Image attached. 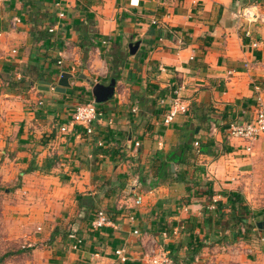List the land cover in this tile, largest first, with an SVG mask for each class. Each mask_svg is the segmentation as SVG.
Listing matches in <instances>:
<instances>
[{
    "label": "crops",
    "instance_id": "0c3cea01",
    "mask_svg": "<svg viewBox=\"0 0 264 264\" xmlns=\"http://www.w3.org/2000/svg\"><path fill=\"white\" fill-rule=\"evenodd\" d=\"M253 3L264 17V0H0L1 167L31 195L38 240L53 264H145L136 229L174 264H264V230L232 242L230 207L215 213V203L234 193L258 214L248 222L264 221V207L253 210L264 204L257 187L264 137L248 152L227 134L229 125L252 120L258 98L264 105V21L237 17ZM63 73L71 86L58 93ZM114 74V95L97 105L102 117L91 134L71 124L74 107L93 99L92 85ZM176 96L188 111L166 125ZM189 129L209 153L171 163L176 180L154 184V154L164 159ZM98 211L111 224L93 229ZM120 246L126 262L114 254Z\"/></svg>",
    "mask_w": 264,
    "mask_h": 264
},
{
    "label": "built area",
    "instance_id": "2783aa9c",
    "mask_svg": "<svg viewBox=\"0 0 264 264\" xmlns=\"http://www.w3.org/2000/svg\"><path fill=\"white\" fill-rule=\"evenodd\" d=\"M134 0H131L133 3ZM258 4L253 3L246 6L241 12L238 13L237 17L241 18L244 22L249 24L256 22H263L264 17L261 15ZM63 13H59V17L62 18ZM19 18H13L12 25L19 23ZM154 23V22H153ZM49 31H52L51 29ZM256 46V44H254ZM14 52V51H13ZM61 64V61L58 62ZM42 104L41 101L38 102ZM188 106L182 102L177 96L171 99L170 108L164 116L163 123L170 124L174 117L178 113H186ZM102 113L98 109L97 104L92 100L81 102L74 107V110L70 117V123L79 127H82L87 134L92 132V123L101 119ZM61 131H65V127L61 128ZM227 134L229 137L238 138L247 143L246 151H251V144L259 138L264 137V105L260 98L257 99L255 115L251 121L243 124H231L228 127ZM138 146V143H135ZM197 141L194 142V147H198ZM136 182V181H135ZM135 205L142 203V195L137 194L135 197ZM210 209H214V205L210 206ZM111 224L105 215L104 211H98L95 218L91 222L93 229L102 228L106 225ZM240 232H244V227L239 228ZM133 234L143 239L145 246V253L143 260L145 264H174L168 250L160 244H157L154 239L147 237L146 234H141L137 229L133 231ZM80 243V240H78ZM75 248V247H74ZM115 256L121 262H126L128 257L126 255L125 247L120 246L114 251Z\"/></svg>",
    "mask_w": 264,
    "mask_h": 264
},
{
    "label": "rangeland",
    "instance_id": "374dc122",
    "mask_svg": "<svg viewBox=\"0 0 264 264\" xmlns=\"http://www.w3.org/2000/svg\"><path fill=\"white\" fill-rule=\"evenodd\" d=\"M2 162L0 159V257L22 248L30 247L31 250L6 257L0 264H53L51 251H47L48 247H44L38 240V218H35L37 211L31 208V195L28 191L17 190L20 186L19 176H15L12 182L8 181V176L15 171L9 167L2 168ZM22 170L18 169L19 172ZM257 187L260 199L264 201V179ZM258 203L260 202L254 204V211L264 207L262 202ZM257 219L258 216L255 220ZM251 223L249 222L252 228L257 229Z\"/></svg>",
    "mask_w": 264,
    "mask_h": 264
},
{
    "label": "trees",
    "instance_id": "16d2710c",
    "mask_svg": "<svg viewBox=\"0 0 264 264\" xmlns=\"http://www.w3.org/2000/svg\"><path fill=\"white\" fill-rule=\"evenodd\" d=\"M91 42L88 43L87 46H90ZM80 48L83 50V51H86L84 49V45H81L80 43ZM112 77H117L115 74L114 75H110ZM188 120L187 122L185 123V126L187 125ZM194 130H184L183 131V137H184V141L182 144H178V146L166 153L164 156V159H163V155L162 153L160 152H156L154 154V161L157 162V166L156 168H154V177H155V182L154 184L156 183H159L161 181H172V180H176V177H173V175L175 173H172L170 171V164L173 163V164H178V165H184L185 164H189L190 162V159L192 156H194V153H209V146L208 145H199L197 148L195 147L194 148V145H193V142H194V139H192V135H193V132ZM196 185V183H193ZM151 186H153V184H151ZM212 190L209 188V186H207L204 194L206 195V198L207 197H210L212 195ZM201 195L200 192L198 193H192V195H190L188 198H187V201L188 202L191 198V196L195 197V196H199ZM236 195L234 193H229L228 194V199H227V202L222 204L221 202H216L215 205H216V208H215V213L220 216V217H223L222 216V212H221V209L223 206H229L230 207V216L229 218L227 219L228 223H230V232L232 234V239L231 241H235L239 236H243L241 235L242 233L240 232L239 228L242 226V227H245L244 229V235L246 234H249L252 230V227L248 220L251 219V218H256L258 216L257 213H252L246 206L242 205V201L240 200V198L238 199H235ZM206 202V201H205ZM205 215H207L206 219L210 220L212 218V215L214 214V212L212 211H208V209L205 210ZM246 233V234H245ZM53 237H50V240H52ZM48 241V242H49ZM31 248L28 247V248H22V249H19L15 252H8V253H5L2 257H0V261H3L6 257H9V256H12V255H16V254H21L23 252H26V251H30Z\"/></svg>",
    "mask_w": 264,
    "mask_h": 264
},
{
    "label": "water",
    "instance_id": "95a60500",
    "mask_svg": "<svg viewBox=\"0 0 264 264\" xmlns=\"http://www.w3.org/2000/svg\"><path fill=\"white\" fill-rule=\"evenodd\" d=\"M139 43L135 42L133 44H129V53L131 55H134L138 49ZM72 77V75L63 73L61 77L59 78L57 85L53 88L55 92L58 93H64L67 88H70L69 79ZM80 78H84L82 74L79 75ZM115 78H110L109 82L107 84L102 83H94L91 87V96L93 97V101L99 105L103 104L107 101H109L113 95L115 90ZM40 90L48 91L49 85H46L44 83H41L39 86ZM195 131L197 132L198 129L196 128ZM256 227L259 230H264V221H258L256 222Z\"/></svg>",
    "mask_w": 264,
    "mask_h": 264
}]
</instances>
